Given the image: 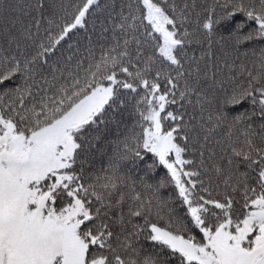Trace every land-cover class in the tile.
Wrapping results in <instances>:
<instances>
[{
    "label": "snow or ice",
    "instance_id": "snow-or-ice-1",
    "mask_svg": "<svg viewBox=\"0 0 264 264\" xmlns=\"http://www.w3.org/2000/svg\"><path fill=\"white\" fill-rule=\"evenodd\" d=\"M0 264H264V0H0Z\"/></svg>",
    "mask_w": 264,
    "mask_h": 264
}]
</instances>
